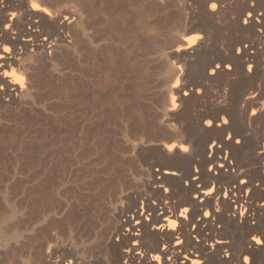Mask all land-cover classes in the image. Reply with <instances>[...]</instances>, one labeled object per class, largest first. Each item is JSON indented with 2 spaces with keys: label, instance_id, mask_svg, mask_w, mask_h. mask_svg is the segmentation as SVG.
Instances as JSON below:
<instances>
[{
  "label": "bare ground",
  "instance_id": "obj_1",
  "mask_svg": "<svg viewBox=\"0 0 264 264\" xmlns=\"http://www.w3.org/2000/svg\"><path fill=\"white\" fill-rule=\"evenodd\" d=\"M130 1L133 23L105 0H0V264H264V0ZM152 75L165 139L139 107ZM87 150L113 187L84 190Z\"/></svg>",
  "mask_w": 264,
  "mask_h": 264
},
{
  "label": "rangeland",
  "instance_id": "obj_2",
  "mask_svg": "<svg viewBox=\"0 0 264 264\" xmlns=\"http://www.w3.org/2000/svg\"><path fill=\"white\" fill-rule=\"evenodd\" d=\"M105 1H106V5H108L107 8L109 10H114V13L112 14V18L113 17L114 18L117 17L115 14H120V17L114 19L118 23H122V21L124 20L123 19L124 17L125 18L128 17L127 18L128 21L130 23H133L134 19L137 17V14L138 13L136 11L134 12V10H132V13H129V11H128L129 10L128 9L129 8V5L131 3L130 0H127V1L126 0H124V1L123 0H105ZM107 1H109V2H107ZM110 4H111V6H110ZM150 13H149V15H150V18H152V19H155V18L156 19H160V17L163 14L161 11H157V10H155V11L153 10L152 13H151L152 15ZM151 56H148V62H149V64L152 67H154L156 64L154 63V61L151 60ZM158 82H159V77L156 76V75H152V76H150V78H148V80L146 81V83L141 88L142 89L141 90V99L142 100L140 101V106L139 107H142L143 108V109L141 108V111H142V113L144 115H146L145 116V118H146L145 120H146V122H148V125H147L148 130L149 131H152L159 138H162V139L164 138L165 139V138L168 137V135H170L172 133V131L171 130H167L164 127H161V126L158 125V118H157V114H156V109L154 108V105H153L154 94H155V85ZM122 93H125L124 95H126L127 93H131V92L129 91V88H128L127 90L123 91ZM57 98L58 97H56V96L52 97V99L50 100V103H51L50 106L51 107H54L55 108L57 106ZM127 99L130 100L131 99V95H128L127 94ZM123 105H124V108L126 110L125 111L126 114L128 113L130 115L131 119H132V117H134L133 118L134 120L136 118H138V116L135 115V114H137L135 112V110H131V109H134V107H133L134 104L132 103V101L131 102L130 101H127L126 98H125V96H124V99H123ZM129 108H131V109H129ZM132 111H134V112L131 114ZM110 112L111 113L113 112V114L111 116L112 117V120L110 122V126L107 127L106 130L104 128V130L105 131H108L110 128H115V129H117V132H118L119 129L121 128V125H122V123H121L122 117L120 116L121 109L119 107H116L113 104L112 105V109H111ZM88 117H89V115H88ZM48 123L49 124H52V121L49 120ZM87 123H88V121H87ZM37 125L35 124L34 127L35 126L37 127ZM27 127L28 126H26V128ZM118 139H119V135L115 133V135L113 136V138H110V139H107V137L106 138H103V139H101V141L98 144L101 146V149H102V148L105 147V144L106 143H111L113 140L118 141ZM22 140H23L22 141L23 143L21 142V145L19 147H18L19 144H17L15 146V150H16L15 153L16 154H14V156L13 155H10V156H11V160H13V159H15V157H17L16 155H18L19 162L23 163L22 164L23 167H24V165L26 167V164L25 163L28 160L27 159V154H28L27 153V144L29 142H28L27 137H24ZM20 147H21L22 151L19 149ZM19 150H20V152H19ZM87 153H89L88 150H87ZM87 153H85L86 154L85 155V158H82V160H81L82 163H77V162L74 163V161H76V160H73V162L70 161V163H69L71 165V168H73L74 166H75L74 168H76V167L87 168L88 167L85 171H83L82 173H80V176L82 175V177H80L81 179L83 178V176L85 177V175H88V174H91V176H92L91 177L92 178L91 184H88L87 186H85L86 188L84 190H87V188H90L91 190L94 191L95 190L94 187L97 186V185L101 186L102 182H104V183L111 182L110 185L113 187V184L115 183L113 181L114 178L113 179H110V176L111 175L108 176L111 171H109L108 169H107L108 173L101 171L102 167L104 165L106 166L108 164L107 158L104 156V154H102V156L100 155V157L98 159V158H96L97 156H95V155H93L91 153H89V154H87ZM71 162H72V164H71ZM9 181H10V187H12L11 190L13 191L14 196L16 194L17 195L16 198L20 202H22V203L26 202V200H27V198H26L27 197V194H26V192L23 189L25 183L27 182V178H26V168L23 169V170H21L20 173L14 175V171L12 170V162H11V167H10V171H9V179H8V182ZM81 182H84V180L82 179ZM74 209L76 210V212L78 210H80V209H78V206L77 205H75V208ZM80 211L82 212V210H80Z\"/></svg>",
  "mask_w": 264,
  "mask_h": 264
},
{
  "label": "snow or ice",
  "instance_id": "obj_3",
  "mask_svg": "<svg viewBox=\"0 0 264 264\" xmlns=\"http://www.w3.org/2000/svg\"><path fill=\"white\" fill-rule=\"evenodd\" d=\"M32 7H33L34 9L38 10V11H41V10H42V11H45V12L48 11L47 9H42V8L40 7V4H39L38 2H36V0H33ZM212 7L215 8L216 5L214 4V5H212ZM48 14L51 15L50 12H49ZM189 39H191L192 42L195 43L197 39H200V37H190ZM11 51H12V50H11L10 48H8V47H5V48H4V52H5V53H10ZM2 58H3V57L0 56V59H2ZM4 75H5V76H17V73H16L15 71H12V72H7V71H6V72L4 73ZM22 80H23V78L20 77V78H18V79L16 80V82H17V83H21ZM177 86H179V84H177ZM208 124L211 125V124H212V121H208ZM237 143H239V141H237ZM173 147H175V145H173ZM184 151L187 152L188 149L185 148ZM220 167H223V165H221ZM214 191H215L214 188H210V189H209V192L206 193V194H207V195H211ZM225 195H227V194H225ZM189 211H190L189 209L185 208L183 211H181V212L179 213V215H180L181 217H185V218H187L185 214L188 213ZM203 215H204V216H210L211 213H210V212H205V213H203ZM137 223H139V221H137ZM171 227H172V228H175V227H176V223H175V221H172V222H171ZM177 243H181V242H180V241H177ZM261 243H264V242H261ZM155 259L159 260L160 257H156ZM168 259H171V257H168ZM193 264H197V262L194 261Z\"/></svg>",
  "mask_w": 264,
  "mask_h": 264
}]
</instances>
